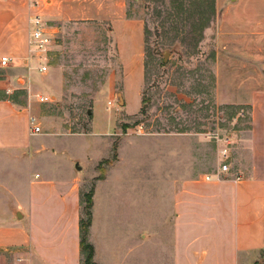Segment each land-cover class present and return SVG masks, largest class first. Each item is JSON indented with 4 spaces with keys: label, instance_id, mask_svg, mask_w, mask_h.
Listing matches in <instances>:
<instances>
[{
    "label": "crops",
    "instance_id": "0c3cea01",
    "mask_svg": "<svg viewBox=\"0 0 264 264\" xmlns=\"http://www.w3.org/2000/svg\"><path fill=\"white\" fill-rule=\"evenodd\" d=\"M38 1L34 8L27 0H0V58L26 55L28 20L34 14L52 30L65 22H109L123 66L124 93L139 87L140 110L144 24L127 16L126 0ZM216 1L217 100L248 107V136L230 148L228 173L220 171L224 143L219 142V165L205 175L190 165L195 154L184 133L149 139L156 145L150 184L165 198L144 217L139 202L122 200L120 145L115 162L93 189L88 241L95 264H264V0ZM35 71L20 65L0 82V264H83L82 195L94 170L84 171L76 161L68 171L41 173L37 168L49 149L50 163L66 161L69 153L61 148L63 137L30 135ZM16 83H22L19 89ZM29 89L30 102L18 104L14 94ZM112 129L110 123V153ZM110 153L94 163L109 160Z\"/></svg>",
    "mask_w": 264,
    "mask_h": 264
},
{
    "label": "rangeland",
    "instance_id": "374dc122",
    "mask_svg": "<svg viewBox=\"0 0 264 264\" xmlns=\"http://www.w3.org/2000/svg\"><path fill=\"white\" fill-rule=\"evenodd\" d=\"M126 7L129 18L144 24L140 110L139 87L124 93L116 38L105 21L59 23L48 71H35L30 78L35 98L30 99L29 89L19 90L14 100L18 104L31 100L33 115L42 120L43 138L63 137L61 148L69 153L66 161L61 158L50 163L45 156L52 154L49 149L37 166L40 172L72 170V163L79 162L84 171L94 170L85 194L104 177L123 144L122 200L139 202L144 217L151 205L165 198L150 184L156 145L149 139L184 133L191 141V154H195L190 165L202 175L211 174L219 165L217 144L223 142L222 149H230L244 140L250 113L248 107L217 100L215 66L220 48L216 0H126ZM24 57H14L13 64L0 68V79L5 81L12 69L25 65ZM20 85L16 83L15 88ZM36 95L53 101L42 104ZM109 153V160L94 163ZM226 163L230 165V158Z\"/></svg>",
    "mask_w": 264,
    "mask_h": 264
},
{
    "label": "built area",
    "instance_id": "2783aa9c",
    "mask_svg": "<svg viewBox=\"0 0 264 264\" xmlns=\"http://www.w3.org/2000/svg\"><path fill=\"white\" fill-rule=\"evenodd\" d=\"M31 7H38V0H27ZM29 31H28V46L27 53L23 59V63L30 68L37 70L39 73H46L49 69V55L51 52V47L54 42L55 29L52 30L48 26L42 17L38 14L32 15L29 20ZM14 62V57L3 56L0 58V68L5 69ZM37 100L46 104L52 102V98L47 96L36 95ZM29 131L30 135H39L42 133V128L39 125L36 116H30L29 118ZM230 145L228 141V146ZM229 148L226 147L221 150V156L223 158V163L220 171L222 173H228L229 165L226 163L230 158ZM210 180V177H206Z\"/></svg>",
    "mask_w": 264,
    "mask_h": 264
},
{
    "label": "trees",
    "instance_id": "16d2710c",
    "mask_svg": "<svg viewBox=\"0 0 264 264\" xmlns=\"http://www.w3.org/2000/svg\"><path fill=\"white\" fill-rule=\"evenodd\" d=\"M1 82V79H0ZM1 89V84H0ZM116 158V155L114 156ZM92 197L93 191L87 194L82 195V218L80 221L81 228V238L80 246L83 256V264H95L94 259V247L88 241L89 229L92 223Z\"/></svg>",
    "mask_w": 264,
    "mask_h": 264
}]
</instances>
